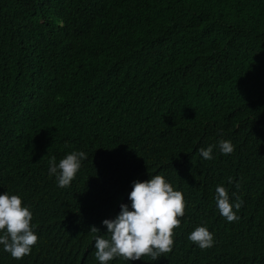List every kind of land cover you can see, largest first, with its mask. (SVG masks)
<instances>
[{
  "label": "trees",
  "instance_id": "1",
  "mask_svg": "<svg viewBox=\"0 0 264 264\" xmlns=\"http://www.w3.org/2000/svg\"><path fill=\"white\" fill-rule=\"evenodd\" d=\"M73 151L87 159L61 188L48 161ZM153 175L185 200L172 251L108 264H264V0H0V194L38 236L0 264H100L90 226L107 238ZM199 226L212 247L188 239Z\"/></svg>",
  "mask_w": 264,
  "mask_h": 264
},
{
  "label": "clouds",
  "instance_id": "2",
  "mask_svg": "<svg viewBox=\"0 0 264 264\" xmlns=\"http://www.w3.org/2000/svg\"><path fill=\"white\" fill-rule=\"evenodd\" d=\"M219 148L222 154L229 155L235 146L228 140H222ZM212 150V145L198 149L206 160L213 158ZM84 159H87V154L83 151L70 152L58 164L54 156L50 157L49 175H56L59 187H69ZM232 182L229 177L228 183ZM215 193L220 215L228 222L238 221L236 212L240 210L243 200L236 196L233 206L224 186L218 185ZM128 199L131 201V210L127 204L121 203L120 212L114 219L102 221L107 228V238L99 234V228L90 226L89 230L95 234V257L100 264H108L115 258L130 261L140 260L145 256L155 261L172 251L173 230L180 227V218L185 214L182 193L174 190L163 176L153 175L146 181L134 180ZM233 207L236 211H233ZM32 218V212L22 206L19 196L9 195L7 192L0 194V233H3L0 235V245L14 259L19 260L29 255L32 246L37 243L38 236L33 230ZM188 239L202 250L214 244L213 234L204 226L196 227Z\"/></svg>",
  "mask_w": 264,
  "mask_h": 264
}]
</instances>
